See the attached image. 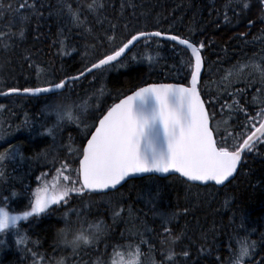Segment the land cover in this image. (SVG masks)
<instances>
[{
    "label": "trees",
    "instance_id": "1",
    "mask_svg": "<svg viewBox=\"0 0 264 264\" xmlns=\"http://www.w3.org/2000/svg\"><path fill=\"white\" fill-rule=\"evenodd\" d=\"M85 0H71L74 5L79 2L84 3ZM90 1V0H86ZM24 0H0L3 7L0 8V88L4 87H25L33 86L36 82H42L41 75L37 74L39 69L49 70L55 76L61 72L70 74L77 72L82 67L81 63L85 50L91 52L92 48H86V44H82L83 40L89 41L92 36L101 35L103 29L97 23L96 13L92 12L91 20L84 27L73 25L70 14L57 15L59 6L58 1L54 0H37V8L39 14H32L28 9L20 10L19 4ZM135 4V8L128 7L124 10V20L131 21V24L137 29L154 28L157 20H159V28L167 30H175L184 37L190 39L204 41L207 45L206 57L212 62L213 73L210 76L203 75L202 89L206 88L212 94V98L219 101L216 108V122L219 123L221 131L230 133L238 132L235 121L230 119L221 126L219 117L225 116L224 120H228V109L220 111L219 105L225 100L231 103V97L225 92V87L232 85V90L244 89L246 82L254 80L255 75L249 78H236L233 76L223 78L228 68L231 69L236 63H246L248 68L254 69L253 66L258 62L264 68V23L260 22L261 8L258 0H237V2L249 3L250 7L241 11L240 7L233 3L227 9L228 21L224 19L226 0H131ZM11 8H7V5ZM41 5H43L41 7ZM110 7L106 8L110 18L119 15L120 0H110ZM135 12L133 17L132 13ZM51 13V14H50ZM235 13V14H234ZM30 17L25 22L22 17ZM90 16V15H89ZM89 20V17L86 18ZM249 21L253 22L254 27L249 28ZM62 27H60V26ZM107 25H105L106 27ZM93 27V29H92ZM23 29L25 35L23 38L19 36V31ZM86 29H92L93 34H89ZM61 30V31H60ZM123 29H119L116 33L117 40L122 38ZM173 32V33H174ZM61 33L63 35L61 36ZM246 34V39H239V34ZM7 35V38L5 37ZM111 34V33H109ZM103 39V36L101 35ZM63 40V46L60 41ZM116 40V41H117ZM93 45L96 43L92 41ZM4 44L10 47L5 49ZM90 47L91 44H88ZM158 45L153 43L152 52L159 58L152 63L151 67L148 63H140L139 65H130L125 70H118L106 76L105 82L108 83L112 97L104 104L103 110L107 105L117 100L118 93H127L133 82L143 78L152 82L153 80H172L163 79L162 74L173 75L169 72V65L177 63L179 57L174 53L172 45L164 41H159ZM98 46H101L99 43ZM108 46L107 44L104 45ZM103 46V47H104ZM101 47V48H103ZM75 51L69 56L65 54L69 51ZM180 54H186V50L177 47L175 50ZM28 57V59H25ZM86 57V56H85ZM86 59V58H85ZM85 61V60H84ZM219 61V62H218ZM254 72V71H253ZM252 74V73H251ZM25 75L26 77L20 78ZM16 79V80H15ZM226 79V80H224ZM87 87V86H86ZM215 88L223 90L222 93H217ZM259 83H254L247 88V96L240 99V103L244 105L248 112L255 113V110L264 105L263 103H255L251 101L252 97H258L257 88ZM228 89V88H227ZM99 89L96 88L95 91ZM204 94V92H203ZM205 99H209L205 96ZM245 100L250 103H245ZM15 108V107H14ZM211 112V110H210ZM219 115V116H218ZM242 119V117H241ZM6 132L8 127L5 128ZM29 139V138H28ZM47 137L37 138L34 141H28L22 136L16 137L15 141L23 142L25 155L28 157L25 162L19 165H12L11 180L21 181L16 184L13 192H17L19 187L23 188L25 179L31 190L34 187V176L30 174L33 168L38 165L34 160L36 156L43 150H49L47 147L40 148L46 143ZM77 142V141H76ZM80 147L83 140L79 141ZM39 148V149H38ZM67 147H65L66 149ZM17 175V177H16ZM26 182V181H25ZM0 186L4 183L0 180ZM162 187L163 191L159 201H157L156 211H175L189 208L187 215H182L173 224H169L174 234H179L183 231L184 236L175 245L176 251H188L190 259L178 257L179 264H217V257L220 258L221 264H228L229 259L233 258V249L241 248L256 241L259 244H264V148H261L260 153L252 152L246 155L245 163L239 170V174L228 185L218 187L215 185H198L187 184L185 180L179 176L173 175L167 178H161L156 182L136 179L130 181L124 188L120 190L122 197L118 193H111L106 197L105 202L111 204L122 203L124 206L132 205L136 212V219L129 220L127 216L115 221L112 218L105 216V220H98L92 217L91 220L84 221L81 227L95 226L100 223V228H105L106 234V249L102 250L95 257L91 256L89 249L81 245V248L73 252V247L70 244L64 243L60 236L62 228L71 230L70 239L74 235L76 228H79L78 222L74 219L76 216L73 212L69 215L71 223H66L63 218L65 209L75 206V210L83 208L85 201L89 200L96 204L95 208L112 210L110 204L100 201L99 196L86 195L87 200H73L67 207L60 208L54 214L43 215L38 220L24 221L22 226L28 237V244L34 246L35 250L46 259L51 260L54 256L57 259H67L76 261V264H83V258L91 257L89 264H97V261L103 262L106 254L113 249V246L124 245L126 243H136V237L125 231H129L134 226L139 227L143 222L147 228L154 233H161L160 217L154 216L151 206L145 203V197L155 193L157 188ZM6 195L10 190H2ZM27 202V201H26ZM25 202V203H26ZM19 209H24L21 207ZM82 212V209H81ZM86 213V212H83ZM93 214V213H92ZM241 217H243L244 227L241 228ZM90 222V224H89ZM86 233L91 236L95 227H90ZM85 231L84 229H81ZM143 231V228H141ZM123 235V238L121 236ZM152 239L154 251L149 252L147 245H141L140 250L142 256H148L150 262L152 259L160 261L161 247L167 245V235L158 236ZM131 242H130V241ZM203 248L204 251H200ZM85 256L82 258L83 252ZM257 255L251 259L245 260L248 264L251 260H260L264 257V247L258 246L254 249ZM75 259L73 258V256ZM24 253L15 248H10L3 257L0 258V264H28L27 256L24 259ZM51 260V261H54ZM66 260V261H67ZM151 264V263H149Z\"/></svg>",
    "mask_w": 264,
    "mask_h": 264
},
{
    "label": "snow or ice",
    "instance_id": "2",
    "mask_svg": "<svg viewBox=\"0 0 264 264\" xmlns=\"http://www.w3.org/2000/svg\"><path fill=\"white\" fill-rule=\"evenodd\" d=\"M258 2L261 8L259 19L261 23H264V0H258ZM233 3H236L241 11L250 7L249 3L226 0L225 21L229 19L227 9ZM110 6V0H92L88 4V9L96 13L97 23L103 29L101 33L103 39L101 35H97V42L101 44V47L105 44L111 46L110 49L101 52L95 61H91L90 66L89 62L82 59L81 63L84 66L76 75L64 74L62 78L46 79L42 86L9 87L5 93L45 100L42 113L46 118L54 117L52 127L47 128L48 135L58 134L61 128L72 123L81 126V138L85 143L71 150L76 157L74 160L60 164V168L57 169L59 180L48 183L43 179L46 174H42L41 177L36 178L41 180V185L35 191L24 188L19 193H12V196L28 197L27 210L10 213L7 208L0 207V234L4 236L10 228L17 229V234H19L23 230L20 221L38 220L43 215L54 214L60 208L67 207L76 198L83 199L84 196L92 194L109 196L111 193H118L122 197L120 190L136 179L156 182L162 178L163 174H167L168 176H179L187 184L207 185L209 182H214L215 185H224L225 182H231L230 178L235 179L239 174V170L245 163L246 155L252 152L259 154L261 148H264V105L255 110L253 114L240 103V99L247 96V88L254 83L260 85L257 93L264 95V68L253 65L259 74L254 80L246 82L244 89L228 91L225 87L224 92L231 97V103L225 100L219 105L220 111L223 113L224 109L229 110V119L235 121L234 126L239 131L235 133L221 131L219 123L216 122V108L219 101L212 98L211 92L206 88L201 87L202 74L210 76L213 72L212 62L206 57V43L173 34L175 30L160 29L159 20L154 25L155 30L137 29L131 21L123 19L126 8H135L131 0H120L119 15L113 18H110L105 11ZM2 7L0 3V8ZM18 7L20 10L28 9L32 14H39L37 0H24ZM7 8L10 9L11 5H7ZM65 9L71 15L73 23H85L80 19L79 10L73 9L67 0H62L57 15H62ZM132 15L135 16L134 11ZM22 19L27 22L30 17L26 16ZM247 26L251 28L254 24L249 21ZM119 29L124 31L117 44L116 33ZM86 31L93 34L92 29H86ZM7 35L5 34L6 38ZM24 35L25 32L21 29L19 36L23 38ZM238 38L246 39V34L241 33ZM159 41L170 43L174 53L178 46H183L187 50L186 59L169 65V72L176 73V75L162 74L163 79H172L177 82L162 83L150 82L143 78L137 79L128 89L131 94L118 93L116 98L119 102L113 103L104 112H100L87 102L80 104L72 101L73 96H79L77 86L82 79L89 75L95 79L94 70L108 71L117 66L125 67L127 66L125 60L136 62L137 57L131 53L137 44L142 43L148 48L153 43L159 46ZM60 43L63 46V40ZM9 47L8 44H4L5 49ZM91 47L95 50V45ZM126 53L130 55L126 57ZM87 55L86 52L85 56ZM146 59L151 67L152 56H147ZM202 91L209 99L202 97ZM99 94H103L102 89ZM121 95L123 98H120ZM149 101L153 103L150 105ZM245 103H250V101L245 100ZM0 108H3V105H0ZM89 109H92L91 115L86 117L85 113ZM25 126L31 130V123L26 121ZM44 127L45 125L41 124V128ZM158 142H162L163 147H158ZM18 154L22 156V153H18L16 146H10V151L6 150V154H0V163L9 157L15 159ZM41 155L46 157L45 153L38 154L36 158L39 159ZM70 163L78 167L71 168ZM64 172L69 174L64 175ZM3 177L4 173L0 171V178ZM162 191L163 188L158 186L155 193L144 199L145 203L151 206L150 210L153 211L154 216L160 217L163 231L159 234L154 233L143 222L139 227L134 226L130 229L132 235L137 238L136 243L113 247L133 249L132 256L135 259L122 261L121 264H137L141 245H147L150 253L154 251L152 239L146 237L155 239L165 234L168 242L167 245L162 244L161 247L163 258L160 261L152 259L151 264H179L178 257L190 259L188 251L178 253L175 248L176 243L184 236L183 231L174 234L168 227L182 215H187L189 208L185 207L171 212L156 211V202L159 201ZM3 199L7 202L9 198L3 197ZM109 202L114 222L122 218V213L126 214L129 220L136 219L137 210L131 205L111 204V200ZM70 211H73L79 218L78 210ZM62 215L66 223L70 224L69 213L65 212ZM240 227H244L243 217H241ZM68 230V228H62L60 232L66 234ZM106 231V226L105 228L96 226V231L91 236H83V245L95 247L100 243ZM121 236L123 238V234ZM27 240L28 237L25 234L17 243L24 245ZM4 243L5 241L0 239V244ZM64 243H68L66 239ZM258 246L264 247V244L252 241L251 244L242 246L238 264H245V257L257 255L254 249ZM77 248L79 246H74L73 252ZM21 251L33 257L36 255L30 249L21 248ZM200 251L204 249L201 248ZM232 255L236 253L233 252ZM33 264H36L35 260ZM97 264H102V262L98 260ZM217 264H221L219 257H217ZM228 264H231V258ZM248 264H264V257L258 261L251 260Z\"/></svg>",
    "mask_w": 264,
    "mask_h": 264
},
{
    "label": "rangeland",
    "instance_id": "3",
    "mask_svg": "<svg viewBox=\"0 0 264 264\" xmlns=\"http://www.w3.org/2000/svg\"><path fill=\"white\" fill-rule=\"evenodd\" d=\"M56 1H58L57 2V6L61 7L62 0H56ZM67 2L69 4H71V7L73 9L79 10L80 19L85 21L84 24L87 26V23H89V21L91 20V16L93 15L92 11H90L88 9V4H90L92 2V0H90V1H86L85 0L84 3L79 2V4H77V5L72 4L71 0H67ZM64 12H65V14H69L67 12V9H65ZM69 16H71V15H69ZM88 17H89V20L87 21L86 18H88ZM71 19H72V17H71ZM73 25H78V26L84 27L82 24H75L72 21L71 26H73ZM58 26H60V25H58ZM60 27H62V26H60ZM92 29H93V27H92ZM93 40L96 42V43H94L95 50L92 49L91 52L85 50V52L83 53V55H84L83 60H85V61H87L89 63L91 61H93V60H91L93 58V56H92L93 54H97V53H101V52L105 51L104 48H101V46H98L99 43L97 42L96 36H92L91 40H89V41H87V39L83 40L82 44H86V48H92L88 44L93 45V43H92ZM139 46H141V44ZM139 46H138V48H136L131 53V54H134L137 57L136 62H131L129 60H125V62L127 63V66H125V67L117 66L115 69L109 70V72L116 71L117 69H120V68H127L128 66L134 65V64L135 65H139L140 63L143 64V62H146V63L149 64L150 62L146 59V57L147 56H152V58H153L152 52L148 51L144 47L139 49ZM110 47L111 46H109L108 49H110ZM86 52L88 53V55L85 57V53ZM70 53H71V51L69 50L65 55H69ZM89 57L91 59H89ZM153 61H154V58L152 59L151 63ZM155 65H158V63H155ZM246 65H247V62L246 63H236V65H234L233 68H231V69L228 68V70L225 73V75L223 76V78L227 79L228 77L233 76V73L236 75V78H241L244 75V78H246V79L251 77V75H255V77H256L259 74L256 69L248 68V66H246ZM248 65L253 66V64H249V63H248ZM257 65L260 66V68H263L262 65L259 62H258ZM107 73H108L107 71H101V72H98L97 74H95V79H92V81H88L86 83L87 87H86V84H84L82 87L80 85H78L77 86V90L79 92V96L78 97L77 96H73L72 101H74L76 103H80V104H83L84 102H87L88 104L93 105V106H95V108L100 110L101 106L103 104H105L106 101L110 97H112L111 92H109L110 89L108 87V83L105 82V78L107 76ZM37 74L41 75L40 77L42 78V80L56 79L55 75L51 74V71H49V70L45 71L43 69H39ZM61 74H65L62 69H61ZM23 77H26V76L25 75L20 76V78H23ZM226 79H224V80H226ZM96 88H98L99 90L95 91ZM227 88H228V91H233L232 90L233 89L232 85L228 86ZM101 89L103 90V94L102 95L99 94ZM214 90L217 91V93H222L223 92V90H221L218 87L217 88L214 87ZM14 96H18V95H14ZM8 99L9 100H13L14 97L12 96V97H10ZM262 99H263V96H261V94H259L258 97H254L253 96L251 101L260 104V103H263ZM14 101H16V100H14ZM0 102H2V101L0 100ZM44 105H45V101H44L43 104H41L39 100H34V97H29V96L22 97V99L19 102V107H23L24 106V108L26 110H28L29 112H26L25 114L22 115V117H23L22 122L24 124V128H15V129H13V131L11 132V137L12 138L13 137H17L20 134L19 132L21 130H25L24 133L28 132L30 134V136L33 137L34 139L38 135H41V133H45V134L48 135L47 128L52 127V125L54 123V117L48 116L46 118V116L42 113V109L44 108ZM91 112H92V109H89L85 113V116L86 117H90ZM226 115L227 114H225V116ZM225 116L219 117L221 126L224 125L227 121L230 120V119H228V120L225 119L224 120ZM26 121L31 123V130L28 127L25 126V122ZM41 124L45 125V127L43 129L41 128ZM74 126L78 127L79 129L77 130ZM5 132H6V130L3 127L0 128V140H2V137H4L3 134ZM81 135H82L81 126L76 125V124H72V123L67 124L66 126L61 128V130L59 131L58 134H54L52 136V138L54 139V142H53L52 145L49 146L50 149L49 150H43L44 152L40 153V154H45L46 153V157L44 155H41L39 159L36 158L34 160L35 163L40 162L42 165L45 166L46 169H45V173L44 174H46V176H44L43 179H45L48 183H53L54 181L60 179V177L57 175V172H55V168H54V163L56 161L63 159V163H69V161H72L74 158H76L72 154L71 150L80 147L79 141L81 139ZM46 137H49V136H46ZM69 137H71V140H69ZM65 147H67L68 150H66ZM16 148L18 149V153H22V156L18 154L16 156V158L22 160L23 159V152L18 147H16ZM62 155L64 156V158H62ZM26 158L28 159L27 156H26ZM12 172L13 171H9L8 172L6 178L3 181L4 182V186L3 187L0 186V190L1 191L2 190H10V191H12L15 188L16 184H20L21 183V181H19V180H16V181L11 180ZM31 174H34V178H37L40 175V170L38 171V169L36 168V170L31 171ZM63 174L64 175H68L69 173L68 172H64ZM16 177H17V175H16ZM37 180L38 179H36V181ZM40 185H41V180L37 181L36 188L39 187ZM27 187L28 186H25V188H27ZM19 188L20 189H18L17 192H21V190L24 189V188H21V187H19ZM35 189H33V191H35ZM11 193H13V192H11ZM21 197L22 196H18L16 198V200H19ZM99 198H100V201H102L103 203H106L107 206H108V204H110V203L107 204V202H105V199H107L106 197H100L99 196ZM111 203H112V201H111ZM85 204L86 205L83 208H81L82 212H81V209L78 210L79 213H80L79 218L77 216H74V219L81 226L84 224V221L91 220L92 217H95L99 221L100 220L101 221L105 220L104 219V218H106L105 216H108V218H112L113 219L112 210L111 211H108V209L102 210L104 208L103 204H102V209H99L100 206L98 208H95L96 204H94L93 202H91L89 200L85 201ZM72 210H74V208H72ZM71 212H73V211H70L69 215H71ZM83 212H86V213H83ZM12 213H19V212L18 211H13ZM123 216H127V215L122 213V218H123ZM117 221H119V220H117ZM20 222H22V221H20ZM95 226H100V224H97ZM95 226H88V227H85V228L84 227L76 228V230L74 231V235H76L75 233H77V234L81 233V232H78L80 229H84L85 230L84 232H87L88 229L91 230L90 227H95ZM94 232H95V230H93L92 234ZM125 232L132 234L128 230L125 231ZM68 233H69V236H70L71 230H68L67 234ZM83 234L87 235L86 233H83ZM10 235H12L13 240L15 241V245L14 246L15 247H16V245H17V247L21 246V245H19L17 243V241L20 239V237L25 235V231L22 230V231L19 232V234H17V229L10 228L7 231V235L6 236H4L3 234H0V239H3L5 241L4 245L8 244L7 246H10L9 245V241H8V237ZM106 240H107V238L103 237L101 239L100 243L98 245H96L95 247H93L92 245H90V246L87 245V246H89V250H88L89 253L87 255L90 254L91 256L94 257V256L98 255L102 250H105L106 249V245H107ZM61 244L65 245L66 243H61ZM126 244H128V243H126ZM126 244H124V245H126ZM2 245L3 244H0V247ZM24 245H26V243ZM83 246L87 247L86 245H83ZM79 248H81V245L79 246ZM240 249L241 248L233 249V252H235L236 255H234V257L231 259V264H238L239 259H240V257H239ZM78 250L79 249H77V251ZM132 252H133V249H127V248H123V247H115V253H114L113 257L111 258V263L110 264H121L122 261L127 262V261H130L132 259H135L132 256ZM32 253H35V252L32 251ZM35 254H36L35 257H32L31 260L29 261L31 264H33L34 260H35L36 264H51V263L45 261L43 256H41V255H39L37 253H35ZM84 255H85V253H83L82 256H84ZM72 256H73V258H75L74 255H72ZM79 256H81V255H79ZM57 258L58 257L54 256L51 260H54V259H57ZM77 258H75V259H77ZM251 258H252V256L245 257L244 260L251 259ZM89 260H90V257H89L88 260H84V261L87 262V264H88ZM70 262L72 264H76V261H74V260H72ZM66 263H67L66 260H64L62 262L59 261V264H66ZM149 263H151L149 255L148 256H142L141 250H140V253H139V256H138V259H137V264H149ZM54 264H58V263L54 262Z\"/></svg>",
    "mask_w": 264,
    "mask_h": 264
},
{
    "label": "clouds",
    "instance_id": "4",
    "mask_svg": "<svg viewBox=\"0 0 264 264\" xmlns=\"http://www.w3.org/2000/svg\"><path fill=\"white\" fill-rule=\"evenodd\" d=\"M84 235L85 234L82 235L81 233H79V234H76V235L72 236L69 239L67 233L65 234V233H61L60 232V236H61L62 240L64 241L66 239L68 244H70L72 247L80 246V245L84 244V239H83Z\"/></svg>",
    "mask_w": 264,
    "mask_h": 264
},
{
    "label": "water",
    "instance_id": "5",
    "mask_svg": "<svg viewBox=\"0 0 264 264\" xmlns=\"http://www.w3.org/2000/svg\"><path fill=\"white\" fill-rule=\"evenodd\" d=\"M175 34V33H174ZM163 83V82H162ZM164 83H174V82H164ZM5 93H7V91H4V92H0V95H6ZM129 95L131 94V92L130 93H128ZM202 97H203V95H202ZM123 98V97H122ZM204 98V97H203ZM119 102V100L117 101V102H115V103H118ZM153 102L152 101H149V104L151 105ZM106 114V113H105ZM157 146L158 147H163V143L162 142H158V144H157ZM164 176H166V177H168V175L167 174H163V176L162 177H164ZM232 179L230 178V181H231ZM214 184L215 185V183L214 182H209L208 184ZM227 183L228 182H225V184L224 185H218V186H225V185H227ZM196 184H199V183H196ZM200 185H202V184H200Z\"/></svg>",
    "mask_w": 264,
    "mask_h": 264
},
{
    "label": "flooded vegetation",
    "instance_id": "6",
    "mask_svg": "<svg viewBox=\"0 0 264 264\" xmlns=\"http://www.w3.org/2000/svg\"><path fill=\"white\" fill-rule=\"evenodd\" d=\"M4 129L6 128L5 126H2ZM2 127H0V128H2ZM23 138H25V139H27V137L25 136V137H23ZM28 141H29V139H28ZM23 143H24V141H23Z\"/></svg>",
    "mask_w": 264,
    "mask_h": 264
}]
</instances>
